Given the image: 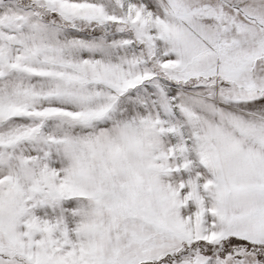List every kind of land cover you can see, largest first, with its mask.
I'll use <instances>...</instances> for the list:
<instances>
[{
  "label": "snow or ice",
  "instance_id": "snow-or-ice-1",
  "mask_svg": "<svg viewBox=\"0 0 264 264\" xmlns=\"http://www.w3.org/2000/svg\"><path fill=\"white\" fill-rule=\"evenodd\" d=\"M0 264H264V0H0Z\"/></svg>",
  "mask_w": 264,
  "mask_h": 264
}]
</instances>
